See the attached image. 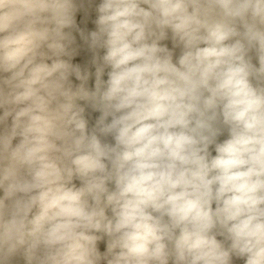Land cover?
Wrapping results in <instances>:
<instances>
[{"label":"clouds","instance_id":"9594fccd","mask_svg":"<svg viewBox=\"0 0 264 264\" xmlns=\"http://www.w3.org/2000/svg\"><path fill=\"white\" fill-rule=\"evenodd\" d=\"M0 264H264V0H0Z\"/></svg>","mask_w":264,"mask_h":264}]
</instances>
